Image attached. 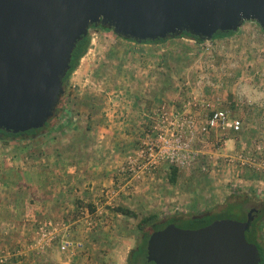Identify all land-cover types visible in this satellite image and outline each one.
I'll list each match as a JSON object with an SVG mask.
<instances>
[{"label":"rangeland","instance_id":"rangeland-1","mask_svg":"<svg viewBox=\"0 0 264 264\" xmlns=\"http://www.w3.org/2000/svg\"><path fill=\"white\" fill-rule=\"evenodd\" d=\"M88 36L48 125L0 140V264H127L143 216L243 201L231 217L242 221L264 200L257 23L202 43L136 44L103 28ZM214 109L239 129L210 127ZM259 225L264 240V213Z\"/></svg>","mask_w":264,"mask_h":264},{"label":"water","instance_id":"water-1","mask_svg":"<svg viewBox=\"0 0 264 264\" xmlns=\"http://www.w3.org/2000/svg\"><path fill=\"white\" fill-rule=\"evenodd\" d=\"M253 21L264 31V0H0V129L42 128L64 92L76 43L105 26L137 43L183 32L209 41ZM217 218L198 228L168 223L151 232L153 264H259L245 232L253 217Z\"/></svg>","mask_w":264,"mask_h":264},{"label":"trees","instance_id":"trees-1","mask_svg":"<svg viewBox=\"0 0 264 264\" xmlns=\"http://www.w3.org/2000/svg\"><path fill=\"white\" fill-rule=\"evenodd\" d=\"M90 28H103L107 30H111L105 26H91ZM89 28V29H90ZM235 34V32L229 31V32H216L212 40L217 39V38H222V37H227ZM176 37H186L193 39L197 43H202L204 42L203 40H200L198 37H193L189 35L186 32H183L182 34L176 36ZM125 39V38H123ZM169 38L166 39H158L154 41H143L141 43H160L164 42ZM125 40H130L131 39H125ZM135 42V41H134ZM137 43V42H136ZM89 45V36L88 34L83 37L81 40H79L72 53H71V60H70V67L69 70L67 71L64 79H63V88L66 84L67 79L70 77V75L73 73V71L76 69L80 59L83 57V55L86 53ZM59 104V103H58ZM58 106V105H57ZM57 109V107H56ZM55 109V111H56ZM49 120L46 122V124L39 129H31L26 132L22 133H8L5 132L4 130L0 129V140H7V139H12V138H17V137H28L31 135L38 134L42 131L43 128H45L48 125ZM177 179V167L172 166L171 167V172L169 175V182L174 184ZM244 202L239 201V202H230L227 203V205L222 208L219 212H201L198 214H184L182 212H176L175 214L168 216L167 218L163 219L160 218L159 215L155 213L148 214L146 216H143L136 224V230L140 235L141 241L137 245L136 248L130 251L128 257H127V264H147L146 261V242L151 234L152 231L161 229L168 223H174L175 225L183 228H198L201 226H204L214 219L217 218H224V217H229L231 218L234 214L242 213L244 206ZM261 207L259 210V213L257 217L252 221L249 229L245 232V237L249 242H253L256 244L258 248V253H259V264H264V240L262 236L260 235V225L259 221L263 219V213H264V200H261ZM117 211L120 213H128V210L122 207H117ZM148 264H153L152 262H149Z\"/></svg>","mask_w":264,"mask_h":264},{"label":"built area","instance_id":"built-area-1","mask_svg":"<svg viewBox=\"0 0 264 264\" xmlns=\"http://www.w3.org/2000/svg\"><path fill=\"white\" fill-rule=\"evenodd\" d=\"M193 40V39H191ZM134 42V41H133ZM207 123L210 127H217L223 130L231 129V130H238L240 127V120L238 119H229V114L225 109H214L210 112L209 118ZM69 245V241H65L61 245V249H67Z\"/></svg>","mask_w":264,"mask_h":264},{"label":"flooded vegetation","instance_id":"flooded-vegetation-1","mask_svg":"<svg viewBox=\"0 0 264 264\" xmlns=\"http://www.w3.org/2000/svg\"><path fill=\"white\" fill-rule=\"evenodd\" d=\"M250 208H253V211L251 212V216L253 217L252 221H253V220L257 217L260 208L255 207V206L250 207ZM250 208H249V209H250ZM249 209H248V211H249ZM248 211H247V212H248ZM246 215H247V214H246ZM245 219H246V217H245ZM245 219H244V220H245ZM251 223H252V222H251Z\"/></svg>","mask_w":264,"mask_h":264},{"label":"crops","instance_id":"crops-1","mask_svg":"<svg viewBox=\"0 0 264 264\" xmlns=\"http://www.w3.org/2000/svg\"><path fill=\"white\" fill-rule=\"evenodd\" d=\"M178 37H175V38H169V39H167L166 41H168V40H171V39H177ZM180 38H183V37H180ZM185 38V37H184ZM189 40H190V38H189ZM133 43V42H132ZM136 44H144V43H136ZM149 44V43H148Z\"/></svg>","mask_w":264,"mask_h":264}]
</instances>
